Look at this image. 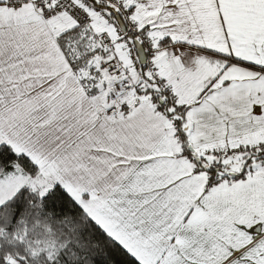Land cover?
I'll use <instances>...</instances> for the list:
<instances>
[{"label": "snow or ice", "instance_id": "6c2138e0", "mask_svg": "<svg viewBox=\"0 0 264 264\" xmlns=\"http://www.w3.org/2000/svg\"><path fill=\"white\" fill-rule=\"evenodd\" d=\"M0 264H264V0H0Z\"/></svg>", "mask_w": 264, "mask_h": 264}]
</instances>
